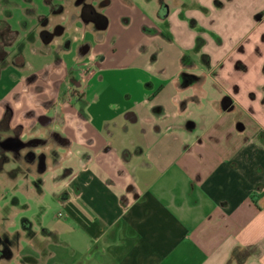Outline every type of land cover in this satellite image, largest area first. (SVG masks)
<instances>
[{
    "label": "crops",
    "instance_id": "crops-1",
    "mask_svg": "<svg viewBox=\"0 0 264 264\" xmlns=\"http://www.w3.org/2000/svg\"><path fill=\"white\" fill-rule=\"evenodd\" d=\"M52 6L0 0V79L21 69L12 76L22 83L20 99L30 102V90L38 102L52 103L39 136L61 157L53 166L42 157L27 161L37 164L38 189L20 199L48 195L57 210H41L35 222L24 217L15 234L8 230L12 220L3 217L5 245L16 252L11 238L19 247L23 239L31 244L35 251L22 258L25 264H264V92L252 99L255 108L248 95H232L237 81L226 78L235 71L225 65L238 52L241 59L247 41H264L262 32L252 34L264 31V0H189L175 12L163 4L157 18L174 25L161 38L184 55L182 66L164 65L158 76L152 64H106L108 18L106 27L85 18L79 27H68L67 19L53 27ZM102 9L96 11L103 15ZM223 24L231 30L225 41L216 31ZM60 27L66 30L57 36L53 30ZM27 46L37 55L54 54L52 65L72 66L73 79H46L39 72L51 64L35 66ZM236 63L244 75L247 66ZM75 66L87 67L77 73ZM200 66L202 75L195 74ZM44 80L53 89L47 97L38 91ZM67 80L78 95H65ZM14 95L0 98V126L8 114V130Z\"/></svg>",
    "mask_w": 264,
    "mask_h": 264
},
{
    "label": "rangeland",
    "instance_id": "rangeland-1",
    "mask_svg": "<svg viewBox=\"0 0 264 264\" xmlns=\"http://www.w3.org/2000/svg\"><path fill=\"white\" fill-rule=\"evenodd\" d=\"M46 1L51 6L52 1L56 2L58 5H62L58 9L55 8L57 4L55 6H52V11H54V13L57 12V18H50L51 26L53 27L54 24L56 25L64 23L66 19L69 22L68 27L69 25L73 26L72 24H74V22H78V27L82 26L84 25L82 22V18L91 20V11H100L102 9L101 7H104L107 1L110 2L109 5L102 9V14L105 15L110 22L106 32L107 47H104L107 51H109L105 56H108V60H111L110 62L108 61V63H106L107 65L112 64L110 66H115L118 68H128V66L143 65L145 67H149L152 64L149 70L155 73L157 76L159 74H163L161 67L164 65H167L168 67L170 66L171 68H174L178 65L182 66L181 60L184 52L177 51L179 50V47L176 43L172 44H175V46H177V50L170 49V47L166 46V42H163L162 39L165 38V35H168L167 29H170V26L173 27V20H171V23L168 20L161 21L157 18V12L160 11L161 8H163V4L166 7H173L174 9L172 10V12H175L180 8L179 6L182 2L187 3L189 0ZM103 1H105V3ZM42 4L44 6L43 9L45 10V12L49 13L50 7L46 6L44 1H42ZM225 10L228 11L227 8ZM86 13L88 15L84 16ZM227 28V24H223L222 26L219 25V28L217 27L216 31L221 36L222 41H225L230 37L231 30ZM45 29H48V27H45ZM64 29L65 27L56 29L54 28L53 32L58 36L61 32H64ZM238 32H236V37L239 36ZM258 32H262L264 35V31L253 30V36H256ZM49 38L55 39L54 36H51ZM115 38H119L117 40V43L116 41L114 42ZM87 40L91 42L90 36H88ZM39 45H41V43ZM36 47L37 46H33V48ZM1 50L2 47L0 48V51ZM181 53H183V55ZM240 54L241 53L238 52L231 58V60H228L225 63L227 68L231 67L233 69L234 67L235 71V73H231L230 77H227L226 80L234 82L237 81L236 88L231 89L232 95L235 94L237 97L240 96L242 98L245 95H248V97L253 102V107L255 108V106H258L255 102L257 101L256 99L259 98V91L264 92V79L261 77L259 71L260 66H262L263 64L262 58L264 56V41L260 44L256 43V45L253 44V41H247V44L242 51L241 59L239 57ZM0 55L2 56V54ZM25 55L26 58L32 61L35 66L39 65V68H41V64L43 63L51 64L50 67H48L50 68L48 69V71L44 68L39 72L41 73L44 71L41 75H45L46 77H44L46 79L48 75L50 78H57V80L64 79V77L69 74V70H71L70 68H72V66L70 65L60 67H58L57 65H52V61L56 60V56L54 54L48 56H43L40 54L37 55L34 54L29 46H27L26 48ZM80 56L78 55L77 58L80 59ZM136 57L140 59L141 63H139L138 61L133 62ZM17 58L18 57H16L14 60L17 61ZM71 58L72 56L65 57V60L70 61ZM238 59L247 66V70L244 75L241 74V70L237 69L236 67V61ZM85 67L87 66H84V68L80 69H77L76 66L75 68H73L77 71V73H81L82 71L86 70ZM51 69L54 70V75H52L53 71L51 72ZM202 69L203 68L200 66V71L195 74L202 75ZM94 70H96V68H94ZM22 72L24 71L21 69L13 68L7 70V72H2V77L0 79V98L4 96L13 98L12 95L18 93V97L14 95L15 97L11 101L10 106H12V110L9 111L10 115L11 113L14 114V128L8 130V122H4L0 126V140L4 137H14L16 145L20 148L19 150H16L10 148L8 145L0 144V171L3 170L2 168L4 167V170L1 173L2 176H0V226L4 222L8 223L3 217H7L8 220L10 218L13 224L8 227V230L12 234H15L18 230L21 229V221L24 217H28L35 222L36 218H39L38 215L41 217V215L43 214H41V210H45V212L49 211V215H52L54 210H57V206H55L54 200L51 196L48 195L44 197H40L39 195L33 197L25 196L24 202L23 199H20L24 194L30 195L32 192H35L38 189V173L35 166L37 164H29L27 161H33L35 159L38 161L39 158L42 157L43 159L45 158L46 161L52 163L51 165L53 166L54 163L59 160V158L61 159V157H59L56 152L51 150L47 142L45 143L40 140L39 136V133L43 130L42 124L46 125L50 123V120L42 119V115H45V117L48 115H52V103L43 104L38 102L36 99H34L37 91L36 93H31L30 90L25 93L28 96H32L30 102H24L25 99L23 101L20 99L19 91L21 90L22 83L20 82V79H18V81H14L12 76L17 77V75L21 74ZM131 72L132 71H130V75L133 74ZM121 74L122 72L120 73V75ZM226 74L228 76V71L226 72ZM69 75V77L73 79V75L71 73ZM136 76H140V73H137ZM44 82V88H38V91L43 92V95L47 97L51 94V92L48 93L47 90L49 88L50 90L53 89L52 87H50L51 85H48L49 83L47 82V80H44ZM209 82H211V80H208L207 83ZM61 83L62 82L56 83L57 87H60ZM61 88L65 91V95L69 93L70 96H73L80 93L79 91L77 93V88L69 80H67L64 85L62 84ZM29 89H34V87H31ZM221 91L222 97H227V94L225 92H228V85H223ZM253 94L255 95V97L252 96ZM212 96L213 95H211V97ZM63 100L64 98L60 99V101L62 102ZM252 123H254V121ZM5 163L9 164L5 165ZM24 203L28 205V208H25ZM11 239L15 242V246L19 250L15 252L11 248L6 247L5 238H3V235H1L0 264H25L22 261V258L26 257L27 254L32 255L35 251V248L32 247L31 244H28L24 239L21 241L19 247V244L16 243L15 239ZM7 254L8 256H6ZM2 258L6 259L9 262L6 263V261H4V259Z\"/></svg>",
    "mask_w": 264,
    "mask_h": 264
},
{
    "label": "trees",
    "instance_id": "trees-1",
    "mask_svg": "<svg viewBox=\"0 0 264 264\" xmlns=\"http://www.w3.org/2000/svg\"><path fill=\"white\" fill-rule=\"evenodd\" d=\"M87 15V13L84 15V16H86ZM99 17H100V19L102 20V26H104V27H106V25H107V23H108V19H107V17H105V16H103V15H101V14H99ZM1 54V53H0ZM0 60H4V57H2L1 55H0ZM8 121V114L5 116V118H4V120H3V123L4 122H7ZM6 246V245H5ZM7 247V246H6ZM6 256H8V254L6 255ZM10 256V255H9Z\"/></svg>",
    "mask_w": 264,
    "mask_h": 264
},
{
    "label": "flooded vegetation",
    "instance_id": "flooded-vegetation-1",
    "mask_svg": "<svg viewBox=\"0 0 264 264\" xmlns=\"http://www.w3.org/2000/svg\"><path fill=\"white\" fill-rule=\"evenodd\" d=\"M88 15V14H87ZM89 18V17H88ZM90 20V19H89ZM91 20L93 22H95L96 24H98L99 26H102V20L99 17V13L95 10V11H91Z\"/></svg>",
    "mask_w": 264,
    "mask_h": 264
},
{
    "label": "water",
    "instance_id": "water-1",
    "mask_svg": "<svg viewBox=\"0 0 264 264\" xmlns=\"http://www.w3.org/2000/svg\"><path fill=\"white\" fill-rule=\"evenodd\" d=\"M4 145H8L10 148L19 150L20 148L16 145V141L14 139L8 140L4 143Z\"/></svg>",
    "mask_w": 264,
    "mask_h": 264
}]
</instances>
